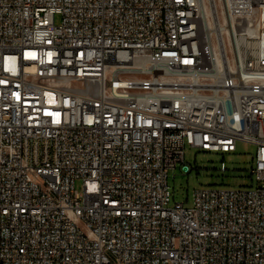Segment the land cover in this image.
<instances>
[{"label": "built area", "instance_id": "obj_1", "mask_svg": "<svg viewBox=\"0 0 264 264\" xmlns=\"http://www.w3.org/2000/svg\"><path fill=\"white\" fill-rule=\"evenodd\" d=\"M0 264H264V0H0Z\"/></svg>", "mask_w": 264, "mask_h": 264}, {"label": "rangeland", "instance_id": "obj_2", "mask_svg": "<svg viewBox=\"0 0 264 264\" xmlns=\"http://www.w3.org/2000/svg\"><path fill=\"white\" fill-rule=\"evenodd\" d=\"M55 22L61 23L60 15L56 16ZM255 154L256 146L247 143H239L235 153L225 154L187 146L184 163L169 173L168 185L174 195L171 204L177 202L191 206L194 191L201 187L257 186L251 177ZM222 163L226 167L225 171L221 170ZM185 168L188 169L184 172Z\"/></svg>", "mask_w": 264, "mask_h": 264}, {"label": "water", "instance_id": "obj_3", "mask_svg": "<svg viewBox=\"0 0 264 264\" xmlns=\"http://www.w3.org/2000/svg\"><path fill=\"white\" fill-rule=\"evenodd\" d=\"M184 170H186V169H184Z\"/></svg>", "mask_w": 264, "mask_h": 264}]
</instances>
